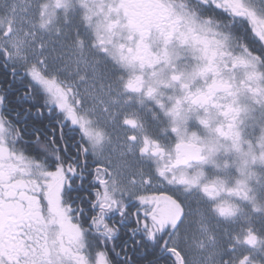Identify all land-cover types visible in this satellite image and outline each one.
Wrapping results in <instances>:
<instances>
[{
    "label": "snow or ice",
    "instance_id": "snow-or-ice-1",
    "mask_svg": "<svg viewBox=\"0 0 264 264\" xmlns=\"http://www.w3.org/2000/svg\"><path fill=\"white\" fill-rule=\"evenodd\" d=\"M0 264H264V0H0Z\"/></svg>",
    "mask_w": 264,
    "mask_h": 264
}]
</instances>
